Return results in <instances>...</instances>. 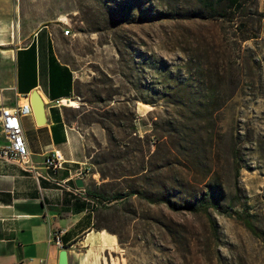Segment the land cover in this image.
Masks as SVG:
<instances>
[{"label": "rangeland", "instance_id": "1", "mask_svg": "<svg viewBox=\"0 0 264 264\" xmlns=\"http://www.w3.org/2000/svg\"><path fill=\"white\" fill-rule=\"evenodd\" d=\"M168 1L0 0V85L12 84V49L27 43L36 28L70 24L72 34L58 44L77 74L66 113L83 131L92 160L109 159V167L121 173L103 178L94 167L90 182L107 196L128 192L106 199L97 211L98 222L120 234L126 264H264V239L221 211L247 208L264 230V17L257 11L264 10V0H248L244 11L227 18L158 17L155 12L167 4L173 11L193 0ZM208 53L216 54L221 69L215 106L223 105L214 122L195 120L191 126L206 131L214 125L215 144L204 146L203 167L218 172L226 197L209 213L170 204L168 198L181 202L180 192L183 198L197 191L200 196L208 177L186 167L187 143L172 124L163 123V116L170 118L165 101L154 106L137 98L139 88L150 95V85L168 83L167 69L176 68L185 79L186 62ZM233 152L242 163L239 174ZM179 173L203 182L176 187ZM133 188L168 198L152 200Z\"/></svg>", "mask_w": 264, "mask_h": 264}, {"label": "crops", "instance_id": "2", "mask_svg": "<svg viewBox=\"0 0 264 264\" xmlns=\"http://www.w3.org/2000/svg\"><path fill=\"white\" fill-rule=\"evenodd\" d=\"M68 36L58 23L45 22L27 43L12 49L8 102H23L36 88L45 99L47 121L38 123L34 112L22 118L33 167L0 157V264H59L64 248L67 264H126L120 234L96 226L99 208L84 193L96 173L81 176V190L68 188L80 187L77 170L89 161L83 131L66 120L68 101H56L71 98L77 80L75 69L58 52L59 42ZM54 150L64 156L56 173L45 165L47 153Z\"/></svg>", "mask_w": 264, "mask_h": 264}, {"label": "trees", "instance_id": "3", "mask_svg": "<svg viewBox=\"0 0 264 264\" xmlns=\"http://www.w3.org/2000/svg\"><path fill=\"white\" fill-rule=\"evenodd\" d=\"M170 3V0L168 1ZM248 0H193L191 6H181L178 5L176 10H170L169 5L167 7H163L158 9L155 13L160 18H172V17H182L183 19H195V18H227L231 13L236 11H244L246 9ZM130 5L124 6V8H128ZM120 9L123 6L119 7ZM175 9V6H173ZM259 13L264 17V10ZM213 50L215 48L213 47ZM199 51H202L199 49ZM216 54H209L207 58H203L201 54L193 56L188 62H186L185 69L188 70V76L185 79H180V73H175L176 68L167 69L164 73L167 74L168 83H166L163 87L154 88L150 85L147 89L150 92V95H145L143 90L139 88L140 93L137 98L146 102L151 103L156 106L159 104L160 99L165 101L166 103V114L168 113L170 118L163 116L164 124H172L174 126V130L178 131V136H180L182 141H185L187 144L185 158L184 160L188 163L186 166L190 170L196 171L198 175L203 174V177H208V180H204L205 190L198 195L199 192H195L194 195L188 197H184L183 192H180L181 202L178 200H171L172 198H168L167 196H160L158 198H153L150 194L147 193L145 189L133 188L132 192L141 193L145 197H148L152 200H168L170 204L175 208H189L192 210L204 211L209 213V208L221 206L220 200L226 197V190L224 187V183L218 175L216 170H212V168L206 170L204 169V157L202 155L204 146L206 144H215L216 136L214 134V125H207L206 131L204 128L201 130H197L196 125L194 127L191 126V123L194 122H211L215 121L214 112L221 109L222 105L218 107L215 106L216 102L220 98V93L217 92L216 80L220 78L221 69H219L218 64L215 62ZM197 61V62H194ZM166 61L162 60V63ZM142 86V85H141ZM138 88L139 85L136 84ZM226 101V100H225ZM126 102V101H125ZM130 100H127V103ZM67 107V106H66ZM66 115V120L70 122V119ZM178 128V130H177ZM212 129V131H211ZM218 139V138H217ZM221 139V138H220ZM222 141V139L220 140ZM121 145V144H120ZM88 152V147H87ZM122 153L117 154L114 158L118 159L121 157ZM90 161L94 167L99 170L102 174L103 178H117L121 176V173L116 169H112L109 167V159H105V164L100 161L92 160V157L89 155ZM176 157L178 155H175ZM226 159H229L226 157ZM231 160L235 163L236 174L240 173L242 168V163L240 161V156L237 152H233L231 155ZM182 163L181 159L178 157L176 162ZM220 161V159H218ZM113 165V164H112ZM144 168V167H143ZM145 169V168H144ZM204 169V170H200ZM133 173H123L125 174H136ZM188 177L185 173H179V175L175 178L176 187L185 186V183L191 185H200L203 181L195 178V175ZM92 182H89L86 186H84L88 196H92L97 199L98 204L97 209L101 207V203L103 204L106 199L110 197L121 198L126 195L128 192L118 191L112 196H107L105 192L99 187L93 186ZM236 194L235 198H240L239 191L240 187L238 185V181H236ZM224 213L229 215H236L242 222L248 227L255 235L262 237L264 239V230L259 227L254 219L253 214L247 208L243 210L235 209L230 210L229 207L221 210ZM97 227H106V225L100 224L98 221L96 222ZM109 229V228H108ZM111 230V229H109ZM115 231V230H111ZM117 232V231H115Z\"/></svg>", "mask_w": 264, "mask_h": 264}, {"label": "built area", "instance_id": "4", "mask_svg": "<svg viewBox=\"0 0 264 264\" xmlns=\"http://www.w3.org/2000/svg\"><path fill=\"white\" fill-rule=\"evenodd\" d=\"M63 32L66 35L72 34V27L70 24H67V26L63 28ZM9 88V86H0V157L16 160L25 164L29 163L33 167L31 163V151L22 120L23 116L34 112L33 105L30 100V92L25 94V101L21 102L18 100L15 103H9L7 95ZM69 99L70 98H61L56 101L57 103H62ZM45 165L56 173L59 169L63 168V154L59 150L48 152L45 158ZM40 174L41 173L38 172V175ZM92 174H94L93 164L89 158V161L85 163V166L80 167L77 170L76 176L85 177ZM68 188L74 191L81 190V187H77L76 185H68ZM84 193L85 195H88L85 188ZM91 200L95 204H98L96 198L92 197ZM53 235L60 244L61 240L59 232H53Z\"/></svg>", "mask_w": 264, "mask_h": 264}, {"label": "water", "instance_id": "5", "mask_svg": "<svg viewBox=\"0 0 264 264\" xmlns=\"http://www.w3.org/2000/svg\"><path fill=\"white\" fill-rule=\"evenodd\" d=\"M30 100L33 105L34 114L37 118L38 123L42 124L47 121L46 117V102L43 95L36 88L32 89L30 92ZM76 183L78 186L83 187L85 185V180L83 177L76 178ZM68 263V250L66 248L62 249L60 253V263Z\"/></svg>", "mask_w": 264, "mask_h": 264}, {"label": "bare ground", "instance_id": "6", "mask_svg": "<svg viewBox=\"0 0 264 264\" xmlns=\"http://www.w3.org/2000/svg\"><path fill=\"white\" fill-rule=\"evenodd\" d=\"M71 99L67 100V101H70ZM67 104V103H66Z\"/></svg>", "mask_w": 264, "mask_h": 264}]
</instances>
